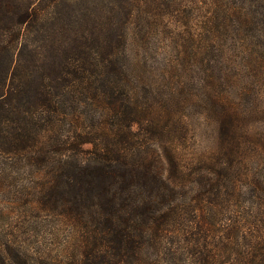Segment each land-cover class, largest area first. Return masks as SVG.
<instances>
[{"label":"trees","instance_id":"1","mask_svg":"<svg viewBox=\"0 0 264 264\" xmlns=\"http://www.w3.org/2000/svg\"><path fill=\"white\" fill-rule=\"evenodd\" d=\"M134 19L173 27L171 79L202 49L216 130L203 174L176 156L186 122L170 110L196 104L182 84L161 111L134 97ZM263 81L264 0H0V159L28 170L32 210L80 239L66 264H264V132L241 128L254 114L264 127V107L239 103ZM0 264L32 263L0 249Z\"/></svg>","mask_w":264,"mask_h":264},{"label":"rangeland","instance_id":"2","mask_svg":"<svg viewBox=\"0 0 264 264\" xmlns=\"http://www.w3.org/2000/svg\"><path fill=\"white\" fill-rule=\"evenodd\" d=\"M201 17V13L195 14L187 28L188 34L183 36L189 47L191 41L200 33ZM149 25L148 28H142L138 20L134 19L127 26L126 53L131 61V76L135 80L134 97L144 105L151 95H155L151 104L161 111L166 109L164 99L169 91L176 86L179 90L182 84L180 97L192 96L196 104H187L170 110L174 115L184 117L186 122V130L176 143V156L190 173L203 174L206 172L205 165L195 166V163L210 158L216 152L215 126L211 120L203 116L201 103L207 87L205 56L202 49L197 51L196 59L187 58L185 54L183 66L170 73L173 77L171 79L169 75L160 71V65L165 59L170 61L175 59L169 42H172L171 33H176L167 23ZM196 46H200V43ZM244 81L249 85L250 78H244ZM230 85L229 82H222L217 90L229 91ZM257 88L248 90L247 96L240 98L241 108L244 109L253 101L254 94L258 96L255 105L259 108L264 107V81ZM256 115L246 117L241 122V128L248 136L257 133L256 131L264 132L262 126L257 123L259 118H255ZM27 172L23 165L0 159V249L10 251L11 256L12 251L19 250L28 255L32 264H66L69 257H78L80 239L56 215L32 210L31 199L37 191L28 190ZM239 190L245 191L242 186Z\"/></svg>","mask_w":264,"mask_h":264}]
</instances>
